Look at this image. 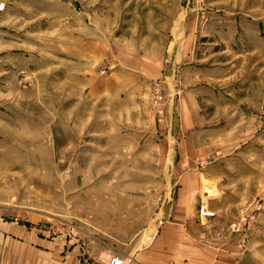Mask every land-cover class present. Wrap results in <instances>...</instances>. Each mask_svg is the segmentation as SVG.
Instances as JSON below:
<instances>
[{"label":"rangeland","instance_id":"1","mask_svg":"<svg viewBox=\"0 0 264 264\" xmlns=\"http://www.w3.org/2000/svg\"><path fill=\"white\" fill-rule=\"evenodd\" d=\"M185 171L264 238V0H0V208L108 241Z\"/></svg>","mask_w":264,"mask_h":264},{"label":"crops","instance_id":"2","mask_svg":"<svg viewBox=\"0 0 264 264\" xmlns=\"http://www.w3.org/2000/svg\"><path fill=\"white\" fill-rule=\"evenodd\" d=\"M149 67L160 65L153 62ZM135 88L132 92L139 91ZM188 160L181 157L177 163ZM161 162L158 154L156 163ZM166 178L175 180L172 192L146 221H130L108 206V241L87 232L50 235L42 213L0 208V264H95L110 255L126 257L132 264H264L263 237L251 229L245 234L228 230L239 208L238 195L231 196L207 171L170 172ZM202 202L213 217L199 215ZM124 208L128 212L129 205Z\"/></svg>","mask_w":264,"mask_h":264},{"label":"built area","instance_id":"3","mask_svg":"<svg viewBox=\"0 0 264 264\" xmlns=\"http://www.w3.org/2000/svg\"><path fill=\"white\" fill-rule=\"evenodd\" d=\"M159 98V92H156ZM260 205L256 204L252 207L248 214L240 213L236 219L228 224V230L230 233L244 234L248 228L250 222L253 220L254 215L260 211ZM198 213L201 217L211 218L214 216V212L210 211L205 202L200 203L198 207ZM216 235H219L217 233ZM95 264H132L126 257L120 255H110L107 259L102 260Z\"/></svg>","mask_w":264,"mask_h":264}]
</instances>
